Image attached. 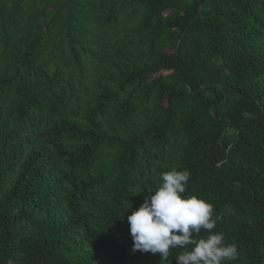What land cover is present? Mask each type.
Returning <instances> with one entry per match:
<instances>
[{
    "label": "trees",
    "instance_id": "trees-1",
    "mask_svg": "<svg viewBox=\"0 0 264 264\" xmlns=\"http://www.w3.org/2000/svg\"><path fill=\"white\" fill-rule=\"evenodd\" d=\"M0 264H264V0H0Z\"/></svg>",
    "mask_w": 264,
    "mask_h": 264
}]
</instances>
